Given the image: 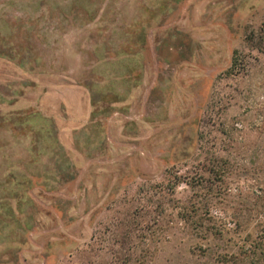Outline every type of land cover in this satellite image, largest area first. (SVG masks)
I'll list each match as a JSON object with an SVG mask.
<instances>
[{
	"label": "rangeland",
	"instance_id": "obj_1",
	"mask_svg": "<svg viewBox=\"0 0 264 264\" xmlns=\"http://www.w3.org/2000/svg\"><path fill=\"white\" fill-rule=\"evenodd\" d=\"M0 264H264V0H0Z\"/></svg>",
	"mask_w": 264,
	"mask_h": 264
}]
</instances>
